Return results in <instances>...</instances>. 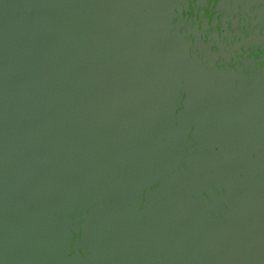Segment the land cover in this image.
I'll list each match as a JSON object with an SVG mask.
<instances>
[{
    "label": "water",
    "instance_id": "obj_1",
    "mask_svg": "<svg viewBox=\"0 0 264 264\" xmlns=\"http://www.w3.org/2000/svg\"><path fill=\"white\" fill-rule=\"evenodd\" d=\"M0 264H264V0H0Z\"/></svg>",
    "mask_w": 264,
    "mask_h": 264
}]
</instances>
